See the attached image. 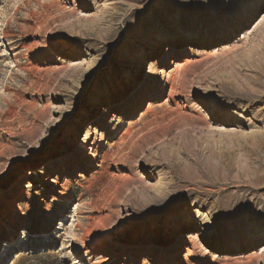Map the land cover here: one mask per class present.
I'll list each match as a JSON object with an SVG mask.
<instances>
[{
    "label": "rangeland",
    "instance_id": "obj_1",
    "mask_svg": "<svg viewBox=\"0 0 264 264\" xmlns=\"http://www.w3.org/2000/svg\"><path fill=\"white\" fill-rule=\"evenodd\" d=\"M0 264H264V0H0Z\"/></svg>",
    "mask_w": 264,
    "mask_h": 264
},
{
    "label": "bare ground",
    "instance_id": "obj_2",
    "mask_svg": "<svg viewBox=\"0 0 264 264\" xmlns=\"http://www.w3.org/2000/svg\"><path fill=\"white\" fill-rule=\"evenodd\" d=\"M189 50V51H188ZM193 50L189 47V48H187V50H183V52L185 53V54H190L191 52H192ZM174 53V50L170 47V48H168L167 49V53H166V56H169V55H172ZM205 175V174H204ZM210 186H213V187H217L218 186V180H216V182L215 183H211V184H209Z\"/></svg>",
    "mask_w": 264,
    "mask_h": 264
}]
</instances>
